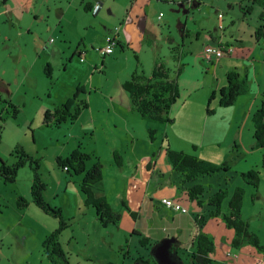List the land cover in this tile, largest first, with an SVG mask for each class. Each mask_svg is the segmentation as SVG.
<instances>
[{
    "label": "rangeland",
    "instance_id": "obj_1",
    "mask_svg": "<svg viewBox=\"0 0 264 264\" xmlns=\"http://www.w3.org/2000/svg\"><path fill=\"white\" fill-rule=\"evenodd\" d=\"M85 1L6 0L3 4L0 0V97L19 110L15 118L3 113L0 160L6 165L14 164L17 158L11 153L21 147L37 161L38 176L45 186L42 198L61 211L64 228L59 242L68 263L133 264L125 253L128 247L134 251L131 231L122 236L128 222L122 221L119 230L113 228L114 233L110 227L103 231L99 221L98 224L82 206V175L69 174L56 164V158L70 155L77 147L93 155L91 161L97 158L101 163L100 185L103 183L107 197L115 188L122 190L124 180L134 190L143 185V177H148L127 163L128 156L134 155L132 144L138 147L141 161L150 158L152 152L159 157L170 146L177 149L173 151L222 166V170L201 176L192 184H201L206 198L218 190L225 191L222 213L227 212L234 189L242 188V218L248 232L264 247V153L254 146L251 120L261 99L254 104L251 100L257 92L264 91V40L256 41L253 34L258 26H264V9L254 4L251 13L245 14L241 8L251 2L240 3L241 0H97L98 10L92 15L84 10ZM177 1L187 5L189 13L186 6L174 5ZM218 14L222 15L221 28ZM116 27L123 50L116 44L114 55L104 58V64L97 55V69L101 68V72L92 76L76 59L67 66L77 45L81 50L83 46L90 50V45L101 48ZM206 46L220 48L225 54L210 64L203 57ZM156 60L170 70L171 76L181 68L177 77L179 99L168 115L172 122L137 119L130 128L131 123L127 125L124 120L114 116L113 120L107 113L97 111L105 105L106 98L117 102L122 97L127 99L121 84L136 67L150 75ZM47 64L51 80L43 73ZM226 71L239 74L245 92L234 105L220 107L219 91L226 86ZM76 86L85 88L82 98L92 106L96 130H86L92 125L89 114L59 128L45 127L43 112L52 110L59 96ZM212 91L215 98L208 106ZM49 93L52 100L48 99ZM150 129L154 131L153 140L148 134ZM114 152L125 162L120 174ZM249 171L258 172L257 188L246 184L241 176ZM113 173L118 174L115 188L111 185ZM33 181L28 164L18 169L11 183L0 177V264H48L42 243L59 227V218L45 214L32 203ZM17 197L30 203L29 209L27 206L18 211L13 205ZM204 214L200 231L214 246L209 255L211 264H264V250L250 245L233 247L234 232L224 226L221 216ZM190 254L188 247H183L179 251L180 264H196Z\"/></svg>",
    "mask_w": 264,
    "mask_h": 264
},
{
    "label": "trees",
    "instance_id": "obj_2",
    "mask_svg": "<svg viewBox=\"0 0 264 264\" xmlns=\"http://www.w3.org/2000/svg\"><path fill=\"white\" fill-rule=\"evenodd\" d=\"M5 2L6 0H3V3ZM242 2H251V5L241 8L245 14L251 13L254 4L264 9V0H241L240 3ZM260 18H262V14ZM253 34L256 41L260 39L264 40V26H258ZM75 53L77 57L80 56L79 50ZM135 58L137 59L136 56ZM180 72L181 68H178L174 76H171L170 70L166 68L162 62L157 60L154 63L150 75H145L142 70L136 67L129 79L122 83V89L129 96L132 110L145 121L155 123L172 122L168 118V115L171 107L179 99L177 77ZM44 73L47 78H50L49 65L45 66ZM225 80L226 86L219 91L218 100L220 107H230L234 105L237 98L245 92L244 80H241L239 74L235 71L228 72ZM80 94H84V91L80 86H76L72 96L63 104L52 108V110H46L43 113L42 124L45 127L59 128L63 124L74 123L81 112L87 107L84 100L78 99ZM214 98L215 92L212 91L208 106L210 101ZM0 106H2L0 109L1 141L2 123L4 121L2 117L3 113L15 118L19 110L8 99H2L1 97ZM208 113H210V111ZM251 120L253 125L254 146L263 150L264 153V94H262L260 106L252 115ZM148 132L150 140H153L152 134L154 131L150 129ZM11 156L17 158V161L12 165H6L0 160V177L4 182L11 183L14 181L18 169L26 164L29 165L33 172L34 180L30 189L32 203L45 214L54 218H59V227L50 233L42 243L43 252L47 258L48 264H69L66 254L63 252L59 242L61 232L64 228L61 211L57 208H52L42 198V191L45 189V186L38 176L37 161L28 156L21 147H15ZM113 156L116 159L117 165L121 166V157L116 152L113 153ZM165 159L171 169L181 176V184L184 185L194 183L201 176L210 175L216 171L222 170V166L212 164L192 154H187L182 151H173L169 149V147H166ZM91 160H93L92 155L83 153L80 147H77L70 155L64 158H56V164L61 170L67 168L66 172L69 174L82 175L80 190L85 198L84 204L85 206L95 209V214L100 225L103 227L116 225L119 223L121 215L110 207L104 197H98L94 191V187L102 181V171L101 164L97 158H95L93 164L88 166ZM262 165L264 167V154ZM241 176L246 184L257 188L259 184L258 172L249 171ZM186 193L190 201H195L199 207L203 206V203L199 200L204 195V189L201 184L196 183L186 188ZM226 197L227 193L225 191L218 190L207 199L206 206L210 208L208 217L217 218L221 216L224 226L227 229L233 230L234 236L231 240V245L233 247L238 248L243 245H250L260 251L264 250V247L259 246L257 237L248 232V224L242 218L241 208L244 190L240 187L234 189L228 202L227 212L222 213V202ZM15 204L18 209H24L28 206V202L21 197L15 199ZM200 219H202V222ZM195 220L198 223L197 225H202L204 217H196ZM193 243L195 251L191 254V261L196 264H209V255H211L214 250L211 240L205 234L199 232L195 236ZM152 262L156 264L155 260L152 258L151 261H144L142 258H138L133 261V264H151Z\"/></svg>",
    "mask_w": 264,
    "mask_h": 264
},
{
    "label": "crops",
    "instance_id": "obj_3",
    "mask_svg": "<svg viewBox=\"0 0 264 264\" xmlns=\"http://www.w3.org/2000/svg\"><path fill=\"white\" fill-rule=\"evenodd\" d=\"M166 2L170 0H164ZM3 3V0H2ZM5 4V3H3ZM97 0H86L83 8L84 10L90 12V9L92 6L97 5ZM178 4L182 7L186 6V11L189 13V10L187 9V5H184L182 2H174V5ZM193 4V3H191ZM190 5V4H188ZM93 15V13H92ZM219 15V14H218ZM217 15V16H218ZM221 15V14H220ZM122 16V15H121ZM188 19V18H187ZM187 19L185 20L184 24H187ZM223 23V21H222ZM221 23V26H222ZM117 28V27H116ZM120 33L118 30L117 35V45L120 48V51L123 50V41L119 37ZM213 39V38H212ZM122 41V42H121ZM214 41V39H213ZM221 41V40H220ZM215 42V41H214ZM52 43V41H50ZM222 43V42H217ZM226 45L230 46V44L227 42ZM78 48L75 49V51L72 53V55L69 57L67 61V66L73 64V60L76 59L82 66H84L85 71L90 72V74L93 76L96 71L101 72V68L97 69V59L99 54H97L93 49V45H90V50L86 49L83 46L84 54V61L80 62L79 57H77V50H80V46L77 45ZM116 49L114 48V51L112 53L113 56ZM98 55V56H97ZM101 59V64H104V58L109 57L106 56ZM87 58H92L90 60V63L86 62ZM95 58V59H94ZM225 59H228L227 57ZM96 60V61H95ZM103 61V62H102ZM210 64L215 63L209 62ZM220 63V61H219ZM48 65V64H47ZM65 68L67 67L64 65ZM229 66V65H228ZM45 68V67H44ZM43 68V73H44ZM50 68V67H49ZM67 69V68H66ZM230 71H226L228 73ZM45 74V73H44ZM46 76V75H45ZM91 76V77H92ZM51 80V70H50V78ZM123 82V81H122ZM222 87V86H221ZM224 87V86H223ZM122 89V84H121ZM75 88H68L66 92H63L61 96H59V102L55 105L53 103L52 108L57 107L61 104H63L68 98L72 96L74 93ZM82 90L85 91V88L82 87ZM123 90V89H122ZM124 91V90H123ZM126 93V92H125ZM262 94H264V91L257 92L256 95H254V98L251 100V103L254 104L255 102H258L257 99L260 98ZM52 94H47L48 99L52 100ZM128 96V95H127ZM79 100H83L82 94H80ZM121 102H117L115 99H108L106 98L105 105H101V109H98L97 111L100 113H107L108 116H111L113 119V116L118 120H124L127 125L130 123V128H132V124L134 123V120L140 119L141 121H145L140 116L132 110L131 103L129 96L128 98H121ZM238 99V98H237ZM85 101V100H84ZM237 101V100H236ZM86 102V101H85ZM120 103V104H118ZM86 109H84L81 114L79 115L77 121H81L85 115H90L92 125L90 127H87V131L94 132L96 130V127L94 126V113L92 111V106L87 103ZM103 106V107H102ZM252 106L249 105V108ZM47 110V109H46ZM45 110V111H46ZM51 110V109H48ZM44 111V112H45ZM43 112V113H44ZM111 114V115H110ZM114 120V119H113ZM76 121V122H77ZM153 123V122H152ZM101 126V125H97ZM133 131V129H131ZM131 138V137H130ZM133 142V140L131 139ZM130 144V142H129ZM126 150H129V145L125 146ZM171 147L169 146V149ZM23 149V148H22ZM175 149V148H171ZM24 150V149H23ZM177 150V149H175ZM165 151L164 149L162 153L159 155V157H156L154 153H151L150 158H148L145 161H141L139 157L138 147L135 145H131V153L132 157L128 156L127 163L129 166H133L135 171H140L144 175H148V177H143V185L138 189L132 190L128 188L127 184L125 183L122 186V190H117L115 188V179H117L118 174H120L119 169H122L125 166V162L121 159V166L118 168L117 173H113V180L111 185L115 188V190L110 193V197H107L103 193V183L100 185V189L95 191L98 197H104L106 202L110 205V207L115 211L118 212L121 215V220L117 225H108L107 227H103V231L106 229H109L112 232L113 228H117L119 230L122 221H127V228L126 232L122 233V236L125 237L126 234H128L131 231V241L134 244L133 248L134 251L130 252V247H128L126 254H129V257L131 259V262L133 263L134 260L138 258H142L144 261H151L152 256V250L160 244V241L171 239L172 243L170 245L169 251L171 254L176 256V259L179 261L180 255L179 251L183 249V247H188V250L191 251V254L195 251L194 246V238L195 236L200 232L201 225H197V221L195 220L196 217H205L204 213L209 212V207L206 206L207 199L205 196L201 197L199 200L203 203L202 207H199L195 201H190L188 199L186 188L192 186V183L188 184H181V176L174 172L171 167L166 163L165 159ZM26 153V152H25ZM89 154V153H87ZM93 154V153H91ZM93 156V155H92ZM199 158V157H198ZM202 159V158H200ZM208 161V160H207ZM93 161L88 164L90 166ZM211 162V161H209ZM101 164V163H100ZM101 165V170H102ZM139 168V170H138ZM113 170V168H110ZM157 177L154 179V177ZM98 187V186H97ZM96 190V188H95ZM134 191V192H133ZM84 196V195H83ZM127 199V200H126ZM162 199H169V200H175V201H181L183 206L187 208V213L182 214L180 212H175L173 210L167 209L161 204ZM85 198H82V206L87 209L88 213L93 214V218L95 221H97V217L95 212H90L94 209L92 207L85 206L84 204ZM14 207L19 211L21 209H18L15 204V200L13 201ZM30 206V203H28ZM29 206L27 207L29 209ZM159 206H163L164 208L161 210ZM131 216V217H130ZM202 222V219H200ZM98 223V221H97ZM99 224V223H98ZM100 225V224H99ZM101 227V225H100ZM194 230L193 235L191 234V231ZM114 233V232H112ZM128 240H126L127 242ZM161 241V242H162ZM142 242V243H141ZM191 254L189 255V258L191 257ZM236 258V256H234ZM126 259V258H125ZM210 259V257H209ZM192 260V259H191ZM212 263V260L210 259L209 264ZM180 264V262H179Z\"/></svg>",
    "mask_w": 264,
    "mask_h": 264
},
{
    "label": "built area",
    "instance_id": "obj_4",
    "mask_svg": "<svg viewBox=\"0 0 264 264\" xmlns=\"http://www.w3.org/2000/svg\"><path fill=\"white\" fill-rule=\"evenodd\" d=\"M98 10V6L94 5L91 7L90 12L95 14ZM218 23L219 27L221 28V23H222V15L218 16ZM117 35H118V28L114 29V32L112 36H108L105 38L104 46L101 48H95L93 49L99 56L106 57L112 55L114 48L117 44ZM52 41V40H50ZM83 50H79L80 56H79V61L83 62L84 61V53L82 52ZM228 51V49H226ZM231 51V50H229ZM233 51V50H232ZM225 52L221 50L220 48H215L211 46H206L204 51H203V57L209 62H216L220 58L224 56ZM64 171L67 170V168L63 169ZM161 204L166 207L167 209L173 210L175 212H180L182 214L187 213V208L183 206L181 201H175V200H169V199H162Z\"/></svg>",
    "mask_w": 264,
    "mask_h": 264
},
{
    "label": "water",
    "instance_id": "obj_5",
    "mask_svg": "<svg viewBox=\"0 0 264 264\" xmlns=\"http://www.w3.org/2000/svg\"><path fill=\"white\" fill-rule=\"evenodd\" d=\"M171 243V239L163 240L154 248V250H152V256L156 264H168L171 256L175 259V261L177 260L176 256L171 254L169 251Z\"/></svg>",
    "mask_w": 264,
    "mask_h": 264
},
{
    "label": "flooded vegetation",
    "instance_id": "obj_6",
    "mask_svg": "<svg viewBox=\"0 0 264 264\" xmlns=\"http://www.w3.org/2000/svg\"><path fill=\"white\" fill-rule=\"evenodd\" d=\"M151 264H154V263L152 262ZM168 264H179V261L178 260L175 261V259L171 256L170 262Z\"/></svg>",
    "mask_w": 264,
    "mask_h": 264
}]
</instances>
